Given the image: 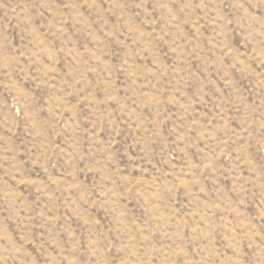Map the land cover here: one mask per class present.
Here are the masks:
<instances>
[{"label":"rangeland","instance_id":"374dc122","mask_svg":"<svg viewBox=\"0 0 264 264\" xmlns=\"http://www.w3.org/2000/svg\"><path fill=\"white\" fill-rule=\"evenodd\" d=\"M0 264H264V0H0Z\"/></svg>","mask_w":264,"mask_h":264}]
</instances>
